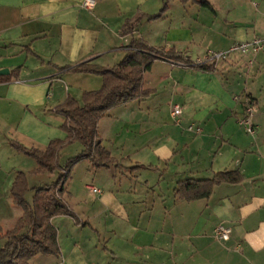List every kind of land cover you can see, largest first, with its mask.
Masks as SVG:
<instances>
[{
  "label": "crops",
  "instance_id": "crops-1",
  "mask_svg": "<svg viewBox=\"0 0 264 264\" xmlns=\"http://www.w3.org/2000/svg\"><path fill=\"white\" fill-rule=\"evenodd\" d=\"M205 1L213 10L179 0H96L92 10L83 0H0V71L7 70L0 74L2 230L22 215L11 196L18 172L26 174L30 203L35 188L58 176L33 173L36 161L10 142L45 150L63 140L65 117L54 107L68 96L81 102L84 91L102 86L99 74L61 68L112 67L132 38L191 61L263 41L258 52L234 54L214 71L155 60L143 79L149 94L98 122L119 167L79 161L80 177L65 183L64 200L86 224L52 217L61 257L40 255L30 264H264V0ZM135 19L133 32L121 35ZM246 99L256 105L253 134L241 124ZM225 170L239 171L242 181L218 184L208 198L174 196L178 182ZM219 224L231 229L226 241L214 234Z\"/></svg>",
  "mask_w": 264,
  "mask_h": 264
},
{
  "label": "trees",
  "instance_id": "trees-1",
  "mask_svg": "<svg viewBox=\"0 0 264 264\" xmlns=\"http://www.w3.org/2000/svg\"><path fill=\"white\" fill-rule=\"evenodd\" d=\"M179 1L182 4L196 3L213 10L205 0ZM138 21L136 19L126 21L121 35L132 33ZM158 59L183 62L190 68L201 71L215 70L214 64L191 61L173 48L165 50L153 47L140 38H132L124 58L112 67L103 68L82 62L60 69V71L99 74L103 77V83L97 90L84 91L81 102L68 96L63 103L54 107V112L65 117L62 128L67 135L63 140H51L45 150L26 148L17 142H10L17 151L36 161L37 168L33 173L57 171L58 176L53 183L35 188L30 203L25 198L29 190L26 174L17 173L12 184L11 196L12 204L22 210V215L12 229H0V240L5 239L3 246L0 247V264H30L31 259L40 255L61 257L57 230L51 223V218L56 215H66L76 224H86L71 211L63 198L65 183L70 176L69 168L83 160L94 169L119 167L116 159L101 143L98 122L112 108L149 94V91L143 88L144 74ZM73 142H79L83 149L80 154L70 158L63 168L58 164V154L62 148ZM134 169L130 168V170ZM242 179L243 176L236 170L220 171L206 179H185L177 183L174 196L185 200L208 198L216 185L240 183Z\"/></svg>",
  "mask_w": 264,
  "mask_h": 264
},
{
  "label": "built area",
  "instance_id": "built-area-1",
  "mask_svg": "<svg viewBox=\"0 0 264 264\" xmlns=\"http://www.w3.org/2000/svg\"><path fill=\"white\" fill-rule=\"evenodd\" d=\"M96 0H83V7L92 10ZM263 47V41L255 38L250 41L238 42L233 44L228 50L225 51H209L202 59L196 62H203L207 64L217 65L218 63L227 61L234 54H246V53H256ZM245 110V118L241 121V124L245 127L248 133L253 134L255 132V126L250 122V117L255 112L256 105L253 100L246 99L244 104ZM180 110L177 106L174 107L173 114L178 115ZM199 132V129H196ZM65 173L67 171H64ZM94 191H97L96 188L93 187ZM214 234L217 239L226 241L229 239L231 234L230 227L219 224L214 228Z\"/></svg>",
  "mask_w": 264,
  "mask_h": 264
},
{
  "label": "rangeland",
  "instance_id": "rangeland-1",
  "mask_svg": "<svg viewBox=\"0 0 264 264\" xmlns=\"http://www.w3.org/2000/svg\"><path fill=\"white\" fill-rule=\"evenodd\" d=\"M74 144L80 145L79 142H73V143H71L69 145H66L64 148H62L60 150L57 160H58V164L61 167L64 168L68 164V160L70 158L75 157V156H77L78 154L81 153V151H80L81 149H78L79 151L76 150V146H73ZM77 163L74 164L71 167V169L69 168V173H70V175L72 174V176H74L75 179L77 178V180H78V178L80 177L81 168H80V166H77L78 168H76ZM69 179H70V176H69ZM49 184H51V182L48 183L47 185H49Z\"/></svg>",
  "mask_w": 264,
  "mask_h": 264
},
{
  "label": "water",
  "instance_id": "water-1",
  "mask_svg": "<svg viewBox=\"0 0 264 264\" xmlns=\"http://www.w3.org/2000/svg\"><path fill=\"white\" fill-rule=\"evenodd\" d=\"M2 73H7V70H1L0 74H2Z\"/></svg>",
  "mask_w": 264,
  "mask_h": 264
}]
</instances>
